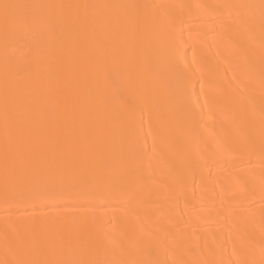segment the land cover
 I'll return each instance as SVG.
<instances>
[{"label":"bare ground","instance_id":"bare-ground-1","mask_svg":"<svg viewBox=\"0 0 264 264\" xmlns=\"http://www.w3.org/2000/svg\"><path fill=\"white\" fill-rule=\"evenodd\" d=\"M0 264H264V0H0Z\"/></svg>","mask_w":264,"mask_h":264}]
</instances>
